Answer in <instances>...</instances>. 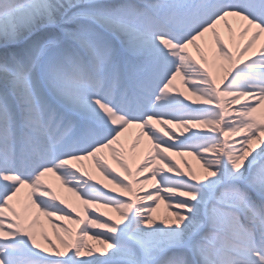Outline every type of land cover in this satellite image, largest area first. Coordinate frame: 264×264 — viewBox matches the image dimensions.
Returning a JSON list of instances; mask_svg holds the SVG:
<instances>
[{"label":"snow or ice","instance_id":"1","mask_svg":"<svg viewBox=\"0 0 264 264\" xmlns=\"http://www.w3.org/2000/svg\"><path fill=\"white\" fill-rule=\"evenodd\" d=\"M262 36L264 0H0V264H264Z\"/></svg>","mask_w":264,"mask_h":264},{"label":"bare ground","instance_id":"2","mask_svg":"<svg viewBox=\"0 0 264 264\" xmlns=\"http://www.w3.org/2000/svg\"><path fill=\"white\" fill-rule=\"evenodd\" d=\"M221 35L224 36L226 35V29L221 28ZM206 39H208L209 41V47H205L204 45H201V50L203 52V54L206 57H210V45H211V38L210 37H206ZM237 43H240L239 39H237ZM261 44H264V36L261 37V40L257 42L256 45L253 46V52L258 53L259 50V46ZM191 51L193 52V55H196V52L194 49H191ZM178 80V79H177ZM177 81L174 82L175 86L177 88H179L177 86ZM181 91H184V87L179 88ZM174 94V93H173ZM159 127V126H158ZM139 130L136 128H131L129 129L128 133L125 134L124 140L127 146H129V155H132L131 150H130V145L131 143L134 141L135 136L138 134ZM147 139L146 138H142L141 143H140V147L136 150L138 154L142 155L145 150H146V146H147ZM173 161H175L177 164H179V166L181 167V169L187 171V168L185 167V164H187L189 167H191L193 169L194 167V161L195 159L192 156H173L172 157ZM85 170L93 177V182H95L96 180H99L102 184L107 185L108 187H112L111 184H108V181L104 178L101 177L100 172L95 168L94 165H91L89 162H85ZM113 166L117 167L113 162ZM46 182L49 184V186H54L55 183H60L55 176H49L46 177ZM60 187V186H58ZM66 192V193H65ZM64 193L66 195H64ZM58 196L62 197L65 199L66 203H68L70 206H75L78 211H80V213L82 214V211L77 207V203H78V199L77 197H74V195L70 192H68L63 186L60 187V193L58 194ZM161 205V204H160ZM158 211L161 210V206H159ZM108 215H112L114 217V212H110L108 211ZM162 215V214H161ZM157 216H160L157 214ZM43 219V218H42ZM55 219V217L53 218ZM61 223L66 224L68 227L70 228H75L76 226L74 224L69 223L68 221H61ZM46 227L48 228L49 232L51 233L52 231V226L50 224H46ZM62 235V233H61ZM88 243H94L93 241H88Z\"/></svg>","mask_w":264,"mask_h":264},{"label":"rangeland","instance_id":"3","mask_svg":"<svg viewBox=\"0 0 264 264\" xmlns=\"http://www.w3.org/2000/svg\"><path fill=\"white\" fill-rule=\"evenodd\" d=\"M178 85H179V87H182V82H181V81H178ZM177 131H179V129H177ZM193 158H194V157H193ZM194 159H195V158H194ZM193 170H194V171H199V164H198V162H197L196 159H195V161H194V167H193ZM101 177H103V176L101 175ZM58 186L62 187L60 183H55L54 186H50V187L52 188V190H53L57 195L60 193V187H58ZM65 193H66V192H65ZM65 193H64V195H66ZM74 197H76V196H74ZM160 206H161V210L158 211V209H157V212L154 214V215H156L157 219L163 218V217L166 216L167 213L170 211L169 209H167V208L165 207L164 203H161ZM77 207L82 211V209H83L84 206L80 203V201H78V203H77ZM101 211H105L106 214H108V210L101 209ZM157 214L160 215V216H157ZM161 214H162V215H161ZM115 216H116V213H114V218H115Z\"/></svg>","mask_w":264,"mask_h":264}]
</instances>
